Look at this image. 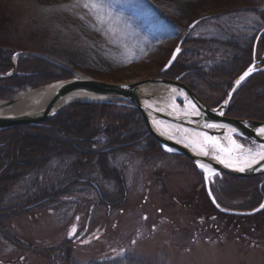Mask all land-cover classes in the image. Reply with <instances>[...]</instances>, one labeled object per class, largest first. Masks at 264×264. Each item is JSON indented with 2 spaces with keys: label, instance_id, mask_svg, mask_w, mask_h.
I'll list each match as a JSON object with an SVG mask.
<instances>
[{
  "label": "rangeland",
  "instance_id": "1",
  "mask_svg": "<svg viewBox=\"0 0 264 264\" xmlns=\"http://www.w3.org/2000/svg\"><path fill=\"white\" fill-rule=\"evenodd\" d=\"M86 2L89 0H0V76L14 71L9 79H15L18 74H32L46 68L44 64H51L23 55L14 68L12 58L17 53L42 55L83 77L120 84L159 75L176 79L178 75L173 77L168 72L181 65L186 71L182 80L187 84L190 73H196L194 83L200 97L213 108L221 104L245 68L254 62L259 63V69L264 67V0H107L111 19L104 11L85 8ZM177 48L180 53L173 66L161 73ZM63 73L70 74L65 79L76 76L67 70ZM259 74L264 75V71ZM259 77L234 93L229 108L231 118L242 117L233 112L237 108L244 113L259 108L262 114L257 117H262L264 99L257 96L264 94V86H255L249 93V88L262 82V78L264 83V77ZM46 85L49 83L43 86ZM37 88L17 90L10 100ZM103 104L106 103L71 108ZM98 109L97 127L102 131L109 129L110 119L116 122L121 118L119 112L126 113L118 105ZM250 113L253 112L244 116ZM74 119L76 130L89 123L84 118ZM15 131L20 137L28 135L21 129ZM250 145L244 141L245 148ZM26 150L23 145L20 155L27 156ZM162 152L149 158L113 152L99 159H106L104 166L108 164V168L121 173L127 198L120 210L97 206L95 195L87 198L68 192L70 197L64 196L55 206L26 212L6 223L5 237L44 253L69 242L73 257L81 264L105 262L121 255L139 258L142 264H264V227L258 228L255 220L244 218L239 221H245L244 225L238 229L233 225L214 232L211 214L203 215L200 208L205 187L202 174L184 157ZM64 157L58 155L51 168L26 179L21 190L56 181L49 179L47 172L55 176L62 171L66 163L59 159ZM89 162L94 166L95 158ZM102 171L99 165L93 168L95 183L108 195L119 194L118 184L108 182ZM5 176L9 175L2 177ZM11 176L4 180L11 181L7 182V192L16 184V176ZM263 180L264 177L257 182L232 181L219 191L224 207L220 205L239 213L255 211L264 204ZM254 185L261 190L258 201L252 203L249 197L239 196L240 187L246 195ZM24 251H17L0 234V264H53Z\"/></svg>",
  "mask_w": 264,
  "mask_h": 264
},
{
  "label": "trees",
  "instance_id": "2",
  "mask_svg": "<svg viewBox=\"0 0 264 264\" xmlns=\"http://www.w3.org/2000/svg\"><path fill=\"white\" fill-rule=\"evenodd\" d=\"M75 17L78 18L77 15ZM262 19L264 20V18ZM247 63L246 59L243 65L245 66ZM44 66L46 68L38 69L35 73L29 74V76L0 82V99H11V95L17 90L37 88L57 80L68 78V75L70 76V74H64L63 70H58L59 68L51 64L46 63ZM185 72L183 66L176 65L168 74L174 77L175 75L179 76ZM197 77L196 73H190L187 84L192 91L200 96V91L196 88V83H194ZM256 77L261 78L264 77V75H254L247 81V83L250 82L248 85H250L252 80ZM262 82L260 81L254 84L253 88L250 87L249 93H253L254 88H256L255 86H264ZM254 95L253 97L255 98ZM257 97L264 99V94H260V96ZM261 104L264 106V101ZM116 106L115 104H103L70 108L43 126L19 128L21 131H26L25 134L28 133L26 137L18 136L17 134L19 133H16L15 130H13V132L16 133L14 135L12 131L0 132V176L9 175L12 177V174L16 176L17 179L16 184L13 186V190L7 192L9 190L7 187L11 181L4 180H6L5 177L9 176L0 177V184L2 186V188H0V213H2L0 214V219L3 220V222H0V234L3 239L11 243V246L17 251L23 252L26 250L24 252H30L33 255L44 257L53 264L56 263L52 260H55L57 264H81L73 257V247L69 242L63 243L56 250L46 253L42 251L36 252L37 250L34 248L25 246L23 243L17 245L9 240V237L6 238L5 225L9 224L15 217H20L26 212L38 211L55 206L60 200L63 201L62 199H64V196L70 197L67 195L68 192L77 193L79 196L87 198H91L95 195L97 206H105L110 210H120L127 198V190L124 182L121 180V173L119 172L118 174L113 168H108V164L104 166L107 163L106 159H99L102 156L105 157V154L113 152L136 155L137 157L144 158L163 154L156 140L148 135V131L139 112L133 108L127 110L125 107L118 106L123 110L126 109V113L119 112L121 118H118L116 122L110 119L108 121L110 125L108 124L109 126H107L109 129H106V131H102L97 127L100 121L98 120L100 115L97 116L98 113L96 109L105 110L108 107L114 108ZM261 108L264 110V107ZM258 109L259 108L245 110L244 113V110L237 108L234 109L233 112L243 114L240 118L264 121V114L260 118L257 117L258 114H262ZM248 112L253 113H250L248 117L244 116V114ZM75 117L82 121L84 118V120H87V122L89 121V123L80 130H76L77 127L75 128V126H73ZM72 118L73 121H71ZM78 122L79 121L76 123ZM19 129H17V131ZM21 145L27 148V156L24 154L22 156L20 155V150L22 149ZM56 149H59L58 153H56ZM58 155L65 156L64 159L59 160H63L66 163V167L55 174V176L50 175L49 171L47 172V177L49 179H56V181L41 182L32 185V188L29 186L25 191L21 190L26 179L51 168L57 161ZM92 158H95L94 166H91L89 162V159ZM71 164L73 165L71 166ZM95 165H99L102 170H104L102 174H105L104 177L108 182L110 181L118 184V188H120L119 194L113 193L108 195L101 191L98 184L93 180L94 175L92 170ZM11 168H13V170L7 174V171L9 169L11 170ZM259 179L261 178L240 179L224 176L216 180L213 192L215 193L218 203L221 204L222 196L219 191L222 188L224 189L226 185H230L232 181L234 183L243 181L257 182ZM14 188L16 189L15 192H13ZM17 188L19 189L17 190ZM249 189V192L245 190L247 193L244 195V189L240 187V189H238L239 196L249 197L252 203L258 201L257 196L260 195L261 190L255 187V185ZM200 197L201 205L203 206H200V208H203L201 212L205 213L203 215L209 216L211 214L214 224H211L210 227L212 226V230H214L215 227L214 232L220 233L222 228H232L233 225L238 229L240 225H244L246 220H255L258 224V228L264 227V210L251 217H237L218 211L210 201L205 188H203V193H201ZM221 205L223 206L224 204ZM244 218L245 221L239 223V221ZM220 237H222V235H220ZM44 254L46 256H44ZM85 264H142V260L134 256L131 257L130 255H121L109 261L89 262Z\"/></svg>",
  "mask_w": 264,
  "mask_h": 264
},
{
  "label": "water",
  "instance_id": "3",
  "mask_svg": "<svg viewBox=\"0 0 264 264\" xmlns=\"http://www.w3.org/2000/svg\"><path fill=\"white\" fill-rule=\"evenodd\" d=\"M179 52H174L173 56H178ZM23 55L35 56L57 66L63 70H67L76 74L72 79L57 81L41 88L28 91L22 95L36 92L39 89L49 88V92L38 109L28 114L3 117L0 116V131L23 125H39L42 124L61 112L75 105L99 103L103 101H122L134 106L141 114L149 134L154 137L160 146L164 149H172V152L185 156L192 162L195 168L204 175L207 190H209V180L213 182L216 176L227 175L235 178H252L264 175V160H260L254 166L241 168L232 166L229 162L222 158V155L229 157H238L246 149L237 141V137L246 138L255 144L264 145V122L235 119L224 117L228 105L236 92V90L253 74L264 71L263 68L256 69L257 63L254 62L243 74H241L232 84L224 101L216 108H209L190 88L181 81V77L177 80H170L164 77H152L140 81H134L126 84L110 83L90 77H80L76 72L58 64L57 62L38 54L17 53L12 58L15 68L16 61ZM171 57L168 64L161 73H165L171 68L175 59ZM249 69H252L249 72ZM248 72V75L244 74ZM12 73L0 76V81L13 77ZM244 77L241 80V77ZM240 81L237 84V81ZM167 95H173V101L179 107L181 103L182 116H176L169 111H164L161 102L167 100ZM21 97V96H20ZM19 97V98H20ZM17 99L10 101H0L1 107H9L17 102ZM193 105L195 106L193 108ZM168 121L175 127L180 129H189L194 134H204L214 137L219 141V147L213 148L211 144L202 142L208 156L200 155L189 147L176 141L174 137L169 136L161 130V122ZM160 123V124H159ZM206 125H216V127H207ZM242 146V147H237ZM224 148L227 151H220ZM237 148L239 151L235 150ZM219 157V159H217ZM224 161V162H221ZM203 164L205 167L201 168ZM231 165V166H229ZM214 170L215 174H210ZM214 205L222 212L232 215H249L262 210V207L252 213H239L232 210L220 208L211 197Z\"/></svg>",
  "mask_w": 264,
  "mask_h": 264
},
{
  "label": "bare ground",
  "instance_id": "4",
  "mask_svg": "<svg viewBox=\"0 0 264 264\" xmlns=\"http://www.w3.org/2000/svg\"><path fill=\"white\" fill-rule=\"evenodd\" d=\"M24 76H29V74ZM79 76L83 77L82 75ZM48 92H49V88H43L37 90L36 92H30L29 94L19 95V97L20 96L21 97L20 98L17 97L18 99L15 104L9 107L0 108V116L3 117L16 116L21 114H28L35 110H38L43 105V102ZM167 97H168L167 100H163L161 102L164 111H169L171 112V114L181 117L183 115L182 110L179 107H177V105L173 101L174 96L167 95ZM52 119L39 125L33 124V125L16 126L14 128L5 129L3 130V132L17 130L21 127H40L43 126L44 124H47ZM160 126H161V130L169 134V136L174 137L176 141L182 143L186 147H189L197 154L203 155L200 148L201 147L204 148V146L202 142V137L199 134H194L189 129H185V128L180 129V127L179 128L175 127L174 125H172V123L168 121L161 122ZM173 127L174 129H172ZM262 146L264 145L256 144L254 150H245L238 157H229L222 155V158L236 168H245V167L254 166L257 162L260 161L259 158L256 157L254 154L259 151H264V148H262ZM248 161H252V162L248 163Z\"/></svg>",
  "mask_w": 264,
  "mask_h": 264
},
{
  "label": "snow or ice",
  "instance_id": "5",
  "mask_svg": "<svg viewBox=\"0 0 264 264\" xmlns=\"http://www.w3.org/2000/svg\"><path fill=\"white\" fill-rule=\"evenodd\" d=\"M83 6L85 8L93 9V10H95L97 12L104 11L105 12V15H107L110 19L112 18L110 12L108 11V3H107V0H89V2L84 3ZM179 51H180V49L177 48L176 49V52H179ZM173 59H175V56H173ZM251 71H252V69H249V72H251ZM244 75L247 76L248 75V72H246ZM243 79H244V77L242 76L241 77V80H243ZM239 83H240V81L238 80L237 81V84H239ZM194 107L195 106L193 105V108ZM206 126L207 127H216V125H206ZM262 131H264V130H262ZM200 135H202L203 138H204V141L206 143H208V144H211L213 146V148H218L219 147V141H217L214 137L209 136L206 133L200 134ZM237 147H242V146H237ZM262 148H264V146H262ZM168 150L169 151H172V149H168ZM200 150L203 153V155L208 156L209 153H208L207 150H205L203 147H201ZM219 150L220 151H227L224 148H219ZM249 154H251V153H249ZM254 155L256 157H258L259 160H264V151H259V152L255 153ZM217 159H219V157H217ZM221 162H224V161H221ZM251 162L252 161H248V163H251ZM229 166H231V165H229ZM200 167L201 168H204L205 166L203 164H201ZM240 170L243 171V168H241ZM206 171H210V174H215L214 173V170H208V169H206Z\"/></svg>",
  "mask_w": 264,
  "mask_h": 264
},
{
  "label": "flooded vegetation",
  "instance_id": "6",
  "mask_svg": "<svg viewBox=\"0 0 264 264\" xmlns=\"http://www.w3.org/2000/svg\"><path fill=\"white\" fill-rule=\"evenodd\" d=\"M229 117V115H227Z\"/></svg>",
  "mask_w": 264,
  "mask_h": 264
}]
</instances>
